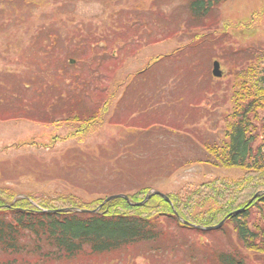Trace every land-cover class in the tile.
<instances>
[{
  "label": "rangeland",
  "instance_id": "1",
  "mask_svg": "<svg viewBox=\"0 0 264 264\" xmlns=\"http://www.w3.org/2000/svg\"><path fill=\"white\" fill-rule=\"evenodd\" d=\"M191 1L0 0V188L88 204L240 181L246 170L222 158L237 74L264 84V0H226L197 17ZM162 224L175 250L162 238L68 262L21 254L17 264H213L191 261L189 244L225 242Z\"/></svg>",
  "mask_w": 264,
  "mask_h": 264
},
{
  "label": "trees",
  "instance_id": "2",
  "mask_svg": "<svg viewBox=\"0 0 264 264\" xmlns=\"http://www.w3.org/2000/svg\"><path fill=\"white\" fill-rule=\"evenodd\" d=\"M225 1L192 0L189 9L194 17L202 16ZM160 59L156 57L150 64ZM244 70L250 72V68ZM237 78L234 93L239 105L227 131L222 160L226 168L246 170L240 181L215 180L193 190L169 194V202L153 196L141 207H132L122 198L114 199L99 210L104 199L88 204L71 197L16 199L12 192L0 188V255L7 257L0 264H17L21 254L68 262L85 252L93 256L130 249L165 239L167 229L162 224L165 220H171L181 234L188 231L220 235L225 240L217 247H206L201 239L198 242L201 247L191 242L190 258L195 263L200 260L213 264H264V146L253 133L260 125L264 139V120L260 124L258 118L259 111H264V84L250 82L241 74ZM97 117L93 114L89 121L95 122ZM149 189L140 188L128 197L133 203L141 202ZM202 201H213L217 207L195 213ZM78 209L97 213L73 211ZM180 220L201 228L225 222L219 230L204 232L183 227ZM166 241L167 248L175 250L174 239ZM181 245L187 246L178 244L177 249Z\"/></svg>",
  "mask_w": 264,
  "mask_h": 264
},
{
  "label": "water",
  "instance_id": "3",
  "mask_svg": "<svg viewBox=\"0 0 264 264\" xmlns=\"http://www.w3.org/2000/svg\"><path fill=\"white\" fill-rule=\"evenodd\" d=\"M212 75L215 78H221V76H222V73L220 71V66H219V63L218 62H214L213 63ZM153 196H159V197H161V198H163V199H165V200L168 201V199H167V197L165 195L159 193L158 191L151 190L145 196L144 200L142 202H140V203H131L130 200H129V198L126 195H112V196L107 197L103 201L102 205L106 204L107 202H109L111 200H114V199H117V198H122V199L126 200L127 203L130 204L131 206H133V207H139V206H143ZM101 206L99 208H101ZM76 212H80V213H93V214L96 213V211H85V210H79V211H76ZM181 223L184 224V225H186V223L184 221H181ZM223 223H224V221H222L218 226H216L214 228L215 229H219L223 225ZM196 229H202L204 231L212 230V228H199V227H196Z\"/></svg>",
  "mask_w": 264,
  "mask_h": 264
}]
</instances>
